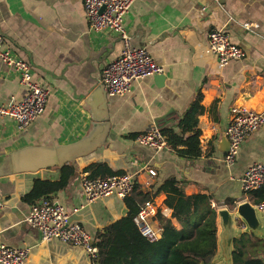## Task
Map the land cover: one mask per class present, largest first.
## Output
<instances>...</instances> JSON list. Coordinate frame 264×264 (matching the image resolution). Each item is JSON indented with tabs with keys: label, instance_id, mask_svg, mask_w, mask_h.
Instances as JSON below:
<instances>
[{
	"label": "crops",
	"instance_id": "1",
	"mask_svg": "<svg viewBox=\"0 0 264 264\" xmlns=\"http://www.w3.org/2000/svg\"><path fill=\"white\" fill-rule=\"evenodd\" d=\"M123 24L131 45L146 49L163 69V80H156L159 75L144 78L133 82L128 94L111 97L101 83L102 71L118 58L122 43L114 33L89 28L82 0H0L4 43L30 64L48 90L44 112L23 130L0 116V161L24 151L26 168L33 170L1 175L0 168V241L27 250L24 264H96L84 249L42 242L20 222L29 214L31 205L23 198L33 181L58 178L57 167L46 168L56 158L44 149L57 150L61 163L76 165L67 188L46 200L76 216L92 239L127 213L123 199L115 195L86 204L81 178L88 174L82 170L93 163L131 175L144 191L174 178L182 182L186 196H209L216 211H233L249 201L239 179L250 165L264 163V126L242 143L232 165L223 162L226 152L220 141L232 107L264 115V0H136ZM245 24L256 27L248 30ZM214 30H224L244 57L218 67L206 52ZM198 93L203 108L197 126L199 158H178L170 149L154 151L134 141L133 136L160 130L158 125L167 120L163 128L178 131V120ZM25 94L13 70L0 62V107L21 101ZM88 107L104 108L108 114L104 143L85 140L93 125ZM164 200L159 194L151 204L155 214L170 218ZM149 224L158 232L156 223Z\"/></svg>",
	"mask_w": 264,
	"mask_h": 264
},
{
	"label": "built area",
	"instance_id": "2",
	"mask_svg": "<svg viewBox=\"0 0 264 264\" xmlns=\"http://www.w3.org/2000/svg\"><path fill=\"white\" fill-rule=\"evenodd\" d=\"M136 0H82L89 28L94 32L109 31L118 36L122 49L118 58L103 69L101 83L108 96L122 97L130 92L133 82L159 75V67L144 48L133 47L123 24L124 16ZM248 30L256 25L245 24ZM206 52L212 55L218 67L222 68L231 61L244 57L241 48L232 44L224 30H214L208 34ZM0 62L10 67L16 74L20 85L26 90L23 99L7 107H0V116L12 119L21 131L45 110L48 90L37 80L29 63L15 57L11 48L4 43L0 33ZM230 122L225 128V137L229 143L223 162L232 165L242 143L264 126V115L246 107H232ZM134 141L154 151L169 149L159 130L137 135ZM154 175L153 171H149ZM133 178L129 174L113 175L106 179L90 180L88 175L81 178V187L86 204L112 195L120 199L129 196L133 188ZM244 195L264 187V163L250 165L239 179ZM264 215V203L254 205ZM1 207V202H0ZM155 214L151 203H146L137 213L134 222L140 234L148 240L159 237L148 222ZM70 214L54 202L40 199L30 207L26 222L36 231L42 242L59 241L74 247H80L93 259H97L94 239L79 222L68 223ZM27 250H20L0 241V264H24Z\"/></svg>",
	"mask_w": 264,
	"mask_h": 264
},
{
	"label": "trees",
	"instance_id": "3",
	"mask_svg": "<svg viewBox=\"0 0 264 264\" xmlns=\"http://www.w3.org/2000/svg\"><path fill=\"white\" fill-rule=\"evenodd\" d=\"M198 93L188 110L178 120L177 130L161 128L169 149L178 158L194 160L201 156L198 117L203 113ZM137 137L133 136L135 139ZM56 168V167H55ZM58 169L55 181L35 179L24 203L34 205L40 199L67 188L76 174L73 162ZM90 180L106 179L123 172L111 170L105 163H93L82 170ZM129 196L123 199L127 213L107 225L94 237L96 264H212L217 250L216 210L211 199L203 194L186 196L183 184L174 178L165 180L155 189L144 191L135 180ZM159 194L165 195L164 206L171 210L170 218L158 211L148 222L157 226L159 237L153 241L143 237L134 222L139 210ZM253 205L264 203V187L249 195ZM232 264H264V243L252 235L242 234L234 240Z\"/></svg>",
	"mask_w": 264,
	"mask_h": 264
},
{
	"label": "water",
	"instance_id": "4",
	"mask_svg": "<svg viewBox=\"0 0 264 264\" xmlns=\"http://www.w3.org/2000/svg\"><path fill=\"white\" fill-rule=\"evenodd\" d=\"M158 76V75H157ZM156 77V76H155ZM157 81H162L163 76L156 77ZM92 104V98L87 100ZM96 107V103H94ZM100 109L91 107L89 113L92 116V129L90 133L85 137L86 141H99L101 143L105 141L108 134L109 122L108 114L104 108ZM170 121L158 125L161 129L166 126ZM101 145V144H100ZM99 145V146H100ZM223 151L227 152L229 149V143L225 136L220 141ZM224 146V149H223ZM44 152L56 158V163L49 165L46 168L61 167L70 161L61 163L60 156L57 150L44 149ZM28 159L24 151L15 152L9 155L6 159L0 161V168L2 170L1 175L17 174L21 172L33 171L26 168L28 166ZM45 168V167H44ZM216 228H217V250L212 260V264H232L233 243L235 239H238L242 234L252 235L255 239L264 243V215L260 213L257 208L249 201H244L237 204L233 211L222 208L216 211ZM22 224L28 225L24 217H20ZM78 222L76 216L71 215L68 223ZM240 224V227H238ZM29 226V225H28Z\"/></svg>",
	"mask_w": 264,
	"mask_h": 264
}]
</instances>
